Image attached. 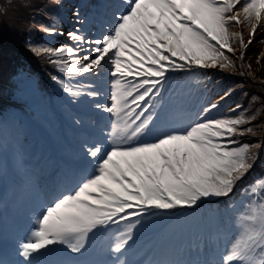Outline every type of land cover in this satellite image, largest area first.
Listing matches in <instances>:
<instances>
[{
  "label": "snow or ice",
  "instance_id": "snow-or-ice-1",
  "mask_svg": "<svg viewBox=\"0 0 264 264\" xmlns=\"http://www.w3.org/2000/svg\"><path fill=\"white\" fill-rule=\"evenodd\" d=\"M233 24L248 27L247 44L242 33L230 30ZM262 25L264 0H121L100 37L77 30L68 33L75 48L33 47L36 55L54 57L51 63L70 80L99 77L109 65L106 92L92 82L56 81L72 104L87 99L107 114L108 124L101 139L83 145L91 170L39 207L16 241L18 258L11 264H133L126 257L144 218L213 198H229V220L217 234L218 258L202 264H264V178L242 188L239 201L231 199L253 166L251 149L260 147L235 139L252 133V127L241 126L255 115L236 114L238 104L229 109L233 115L213 117L219 103L209 102L170 122L163 103L170 73L234 67L228 55L236 51L233 43L239 42L243 60ZM98 233L107 234V259L88 258Z\"/></svg>",
  "mask_w": 264,
  "mask_h": 264
},
{
  "label": "trees",
  "instance_id": "trees-1",
  "mask_svg": "<svg viewBox=\"0 0 264 264\" xmlns=\"http://www.w3.org/2000/svg\"><path fill=\"white\" fill-rule=\"evenodd\" d=\"M75 1L0 0V20L5 17L10 18V29L12 28L11 32H13L11 35L1 31L2 24L0 25V126L6 127L3 119L33 118L36 113L35 109L42 108L45 98L59 99L67 96L56 83L58 79L69 84H74L76 80L98 84V81H93V77L89 74L84 77H77L74 80L67 79L64 73L59 70V67L51 63L54 57L47 54L36 55L32 51L33 47L57 46V43H59L57 39L62 33L60 29L63 28L64 30L65 25L70 27L72 24L70 22L71 14H76ZM53 27L56 31L51 35L42 30ZM261 28L264 31V25L260 26L258 30ZM77 30H74V32ZM237 32L242 33L244 39L243 30L239 28ZM80 34L82 35L81 31ZM66 39H69V37L67 36ZM61 43L74 48L77 46L71 40H68V43L64 41H61ZM233 44L235 49L237 45L240 52L239 42ZM261 47L262 45H257L256 54L249 52L250 56L247 62L257 64L253 73L249 72V64L238 61L241 56L239 52H236V54L229 53L228 55L234 66L241 64V67L237 69L241 72H236L232 69L233 67L226 70L194 68L191 71H186L202 75L207 73L214 89L223 93L229 92L231 97L237 95L238 104L242 106L240 112L247 110L245 113L247 116L254 114L256 118L259 117L257 122L252 121L251 124L241 126L242 128L252 127V133L237 138L240 143L258 144L260 147L251 149L255 156L254 162H252L253 166L240 184L237 185L231 198L235 201L240 200L242 188L264 177V129L260 128L262 120L260 110L256 109V105L252 100L254 95L261 100L260 108L264 115V59H260L258 62V57H264V50L261 49L262 52H260ZM234 55L237 57L233 59ZM245 80L246 84L252 88L251 93L253 94L241 99L240 93L246 92L245 88L241 86ZM230 202L229 198H213L211 201H203L198 207L192 208V213H198V215H195L199 216L201 220H209L214 215L218 218L222 217V224L225 225L228 224L229 220L227 205ZM210 223L211 220L207 222V225L209 226Z\"/></svg>",
  "mask_w": 264,
  "mask_h": 264
},
{
  "label": "rangeland",
  "instance_id": "rangeland-1",
  "mask_svg": "<svg viewBox=\"0 0 264 264\" xmlns=\"http://www.w3.org/2000/svg\"><path fill=\"white\" fill-rule=\"evenodd\" d=\"M71 20L76 21L77 24L76 25L71 24L70 27L65 25L64 30L63 28L60 29L62 33L57 39L59 40V43H57V46L64 45L61 43V41L68 43V40H70V39H66V37L68 36V33L74 32L75 28H80L82 26L80 22L84 20V18H78L77 15L75 16L74 14H71ZM1 24H2L1 31L7 32L11 35L13 34V32H11L12 28L10 29V18L5 17L1 19L0 25ZM239 28H241L244 32V42L245 44H247V41L249 39L248 27L243 24L239 26L233 24L230 26V30L233 32H237ZM262 29L263 28L257 31L255 36L253 37V42L250 45H248L246 50H244L243 60L241 59L238 60L239 62L243 61V64H247V65L249 64L248 69L250 73H253L254 67L255 68L257 67V64L255 62H247V59L250 56V53L252 52L256 54V51H257L256 47L258 44L262 45V47L260 48V52H262L261 49L264 50V31ZM236 52L237 53L239 52L237 45H236L235 54ZM239 54L241 55V51L239 52ZM236 57L237 56L234 55V57L232 58L234 59ZM240 67H241V64H236L232 69H234L236 72H241L240 70H237ZM208 73H211V72H208ZM196 79L198 80L200 79L198 75L195 76L193 80H191L192 83ZM241 86L244 87L246 90V92L244 91L240 93L241 99H244L247 95L253 94L251 93L252 88L250 87V85L246 84V80L242 82ZM199 90L207 91V95H204V99L202 101H199L200 107L198 109L191 108L194 101H191L190 103L189 97L192 91L191 89L188 90L187 86H185L184 90L179 91L176 97H174V94H172L171 96L172 100H170L165 107L167 115L170 118V122L178 121L181 118H186L187 116L191 115V113L198 111L202 106L206 105L209 102L219 103L218 109L214 110L213 113L211 114L213 117H219L221 115H226V116L233 115V113L230 112L229 109L235 108L236 105H238V98L236 97L237 95L233 97L229 95L225 97L224 100H220V97L223 95V92H219L218 90L213 88L209 75L207 76V78L206 77L202 78V82H201V86ZM171 92L168 89H166L165 93H171ZM82 99H83V102L84 101L86 102L87 104L86 106L91 107L90 101H88L87 99L83 97ZM252 100L254 101V104L256 105V109L260 110L259 113L262 118L260 122V128L264 129V115H263V111L261 112V108H260L262 104L261 100L257 99L255 95L252 96ZM100 101L101 103L106 102L103 97L100 98ZM178 107H180L182 112L183 111L184 112L182 113L181 111H179L177 109ZM52 109L59 110L63 114V116H58L56 112ZM88 111L97 113L94 116V118L90 120L92 122L91 126H90V123H85V124L84 122H81L79 124L76 123L78 118H75L74 115L63 104L62 105L57 104L55 99L46 100L42 108L38 109L37 118L35 119V122H37L39 126L43 127L52 139L53 138L57 139L56 149L65 150L66 153L68 154V157H69V154L73 156L74 165L76 167V172L73 175H70L73 184L85 172L84 170H82L81 165L88 164V161L91 159L90 157H87L86 154L83 156L80 155L78 157L74 153V149H79L81 153L80 147L83 146L86 142L84 144H80V142H83L84 139L88 135H91L93 131L95 130V128H97V126H101L102 124H105L106 122L108 123V117L106 118L103 114H101L94 108L91 107L90 109H88ZM239 113H240V109L237 110L236 114H239ZM258 119L259 117L255 118L253 122L254 123L257 122ZM71 123L74 125H78L79 127H82V125H84L85 127L87 126L88 128H83L81 132L82 135H80L79 132H76L77 131L76 128L69 125ZM157 123L159 125L160 130L162 131L167 130V127H165L163 124H161L160 122H157ZM242 126H245V125H242ZM56 134H58L59 136H56ZM247 134H250V133H247ZM237 138L238 136L235 137L236 140ZM75 142L76 144L78 145L80 144V145L70 148L71 146L75 144ZM24 146H27V145L25 144ZM49 146L53 148L51 142L49 143ZM263 160H264V155H263ZM62 161L64 164H66V167H73V164L71 163V161H64L63 159ZM29 172H30L29 168L25 169L23 167V171L20 174L15 173V172L11 173L12 178L16 184V188L20 191L17 193V195L12 196L10 202L13 206V210L15 214L18 215L19 217L24 218L26 221V227H21V226L16 227V229L20 232L22 237L26 233L28 228L31 226V220L35 212L38 211V206L35 204V201L38 198V193H36V195L33 198L30 195V192L27 193V196H24V193H26V189H24L25 186L22 183H19L15 179V175H18L23 178H25V175L32 177V175H30ZM53 178H55L56 181H58L59 179L58 176L57 177L54 176ZM44 179L45 181L42 182L38 186L37 190L42 195L41 201L44 204H46L51 201V200L46 201L45 198L50 196V192L53 190V188H52V183H51V179H52L51 176H46ZM7 192L9 195H11L13 190L8 188ZM179 212L180 211H176V215H171L172 213L168 215L158 214L156 218L155 217H152L151 219L147 217L144 218L147 221H152V223L155 222V219H157L156 221H159V223H156L155 225H153V227L154 228L156 227V230H158L157 236L159 237L160 243L157 246L158 247L157 252L163 258V259H160L162 261V264H174L175 260L178 259L176 255L179 251H180L179 253H182L184 255L186 264H202V262L205 260L217 259L218 258L216 254L217 234L221 230L225 229L228 226V224L223 225L222 217L218 218L216 215H214L209 219L211 220V223L208 226L207 225V222L209 221L208 219L203 220L201 222V218L197 216L194 222H192L191 219H184L182 212L181 213ZM159 217H162L163 219H160ZM192 226L196 228H191ZM204 229H207L210 232L206 236L202 235V231ZM192 232L195 235H197L195 238H193L194 239L193 243L188 238V237H191ZM142 233L143 231L136 233L135 242L130 247L127 257H126L127 259H129V261H131L132 258L134 259L138 257L140 254L146 251L145 250L147 248L146 243L148 245L152 243V242H147V239L140 241V238L142 237ZM197 233L198 234L201 233V236H198ZM106 235L107 234L98 233L97 236L92 241H90V244H89V253H90L89 257L90 258L89 259H96V260L107 259V255L104 252V245L106 243V240H105ZM8 238L7 236L2 237L0 234V241L3 245L5 244L6 254L8 255V257H12L15 246L12 241H9L10 239ZM8 253H12V254H8ZM69 255L71 256V254ZM0 259H3V256H0Z\"/></svg>",
  "mask_w": 264,
  "mask_h": 264
},
{
  "label": "bare ground",
  "instance_id": "bare-ground-1",
  "mask_svg": "<svg viewBox=\"0 0 264 264\" xmlns=\"http://www.w3.org/2000/svg\"><path fill=\"white\" fill-rule=\"evenodd\" d=\"M102 130L103 129L100 126H97V128L95 129V131L98 132L100 138H101ZM69 187H70V185H69Z\"/></svg>",
  "mask_w": 264,
  "mask_h": 264
}]
</instances>
